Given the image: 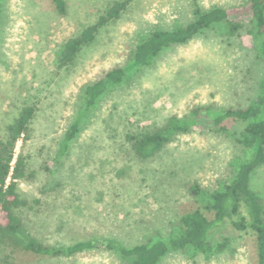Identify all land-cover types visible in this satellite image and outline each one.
I'll use <instances>...</instances> for the list:
<instances>
[{
    "label": "rangeland",
    "instance_id": "obj_1",
    "mask_svg": "<svg viewBox=\"0 0 264 264\" xmlns=\"http://www.w3.org/2000/svg\"><path fill=\"white\" fill-rule=\"evenodd\" d=\"M117 1L127 0H65L66 14L60 15L54 0H2L0 139L23 107H35L28 137L16 147L25 159L18 194L26 205L15 212L47 245L109 238L132 247L153 234L166 235L182 215L201 207L189 185L219 189L234 176L236 164L251 157L235 137L216 129L180 133L149 158L140 157L128 138L157 131L171 116L187 115L197 106L246 107L254 101L264 63L240 37L206 30L166 49L152 66L107 93L67 154L55 168L48 167L86 87L123 66L151 32L187 25L196 7L226 9L247 0H129L120 17L101 29L72 64L60 65L63 44ZM245 124L230 121L228 126L241 130ZM251 186L264 198V166L253 172ZM210 238L214 244L226 238L228 244L194 257L171 252L159 264L257 263V242L250 231L239 232L224 222L210 231ZM0 264L127 262L102 247L50 257L6 243Z\"/></svg>",
    "mask_w": 264,
    "mask_h": 264
},
{
    "label": "trees",
    "instance_id": "obj_2",
    "mask_svg": "<svg viewBox=\"0 0 264 264\" xmlns=\"http://www.w3.org/2000/svg\"><path fill=\"white\" fill-rule=\"evenodd\" d=\"M54 3L58 13L65 15V0H54ZM128 3L129 0L115 2L95 24L69 38L62 46L60 65L72 64L81 50L95 40L101 29L120 17ZM2 12L3 3L0 0V17ZM194 14V20L185 26L151 32L136 46L132 57L123 66L110 69L86 87L77 115L60 143L56 159L49 162L48 167L55 168L58 161L67 154L91 110L107 93L141 69L152 66L163 51L174 45L186 44L206 30H217L223 36L240 37L243 44L254 50L256 58L264 63V0H247L240 6L226 9L215 7L209 11L196 7ZM34 114V106L23 107L19 116L6 126L5 135L0 139V251L4 244L9 243L42 256L71 257L102 247L127 264H159L171 252L184 251L194 257L199 253L222 251L228 240L225 238L214 244L210 231L228 222L235 230L250 231L255 236L256 264H264V198L251 186L253 172L264 166V75L254 101L246 107L197 106L187 115L171 116L157 131L128 136L136 153L142 158L155 156L180 133L211 129L235 137L242 148L251 153L250 159L236 164L234 176L222 183L219 189L208 191L197 184L189 185V193L201 207L182 215L168 234H153L146 242L132 247L109 238L81 240L69 245H47L27 229L15 212L17 208L26 205L18 194L19 182L25 176V159L22 154L16 153V147L19 141L28 137ZM230 121L246 124L241 130L231 131L228 126Z\"/></svg>",
    "mask_w": 264,
    "mask_h": 264
}]
</instances>
